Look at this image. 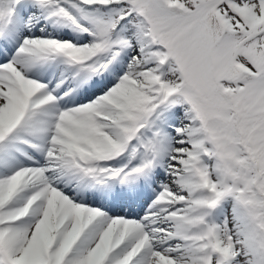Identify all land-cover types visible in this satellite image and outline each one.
Wrapping results in <instances>:
<instances>
[{
  "label": "snow or ice",
  "instance_id": "1",
  "mask_svg": "<svg viewBox=\"0 0 264 264\" xmlns=\"http://www.w3.org/2000/svg\"><path fill=\"white\" fill-rule=\"evenodd\" d=\"M0 264H264V0H0Z\"/></svg>",
  "mask_w": 264,
  "mask_h": 264
}]
</instances>
